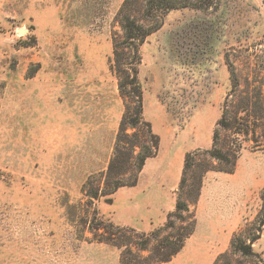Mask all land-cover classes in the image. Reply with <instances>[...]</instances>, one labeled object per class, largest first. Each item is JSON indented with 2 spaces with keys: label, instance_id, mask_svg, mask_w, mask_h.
Segmentation results:
<instances>
[{
  "label": "rangeland",
  "instance_id": "1",
  "mask_svg": "<svg viewBox=\"0 0 264 264\" xmlns=\"http://www.w3.org/2000/svg\"><path fill=\"white\" fill-rule=\"evenodd\" d=\"M169 1L153 11L160 26L140 45L138 66L143 117L160 139L142 181L174 186L159 221L125 190L97 199L84 191L87 181L102 188L124 111L110 69L119 15L146 24L144 0H0V264H121L127 248L147 258L175 231L163 226L185 155L210 149L215 129L223 150L241 145L233 170L198 156L211 169L188 204L193 232L152 264H264V0ZM223 112L230 129L217 128ZM77 135L82 172L70 167ZM112 135L109 155L98 150ZM129 228L146 249L122 245L135 240ZM234 235H258L251 255L232 251Z\"/></svg>",
  "mask_w": 264,
  "mask_h": 264
},
{
  "label": "trees",
  "instance_id": "2",
  "mask_svg": "<svg viewBox=\"0 0 264 264\" xmlns=\"http://www.w3.org/2000/svg\"><path fill=\"white\" fill-rule=\"evenodd\" d=\"M169 0H144L143 17L146 24L139 23L135 18L127 13L119 15V24L122 29V37L119 40L113 39L112 58L110 69L117 80V88L121 98L125 100L124 111L119 122L115 144L104 173L103 186H85V194L89 198L97 199L99 196L110 195L119 187L133 186L137 182L145 160L157 154L159 148V136L153 132L150 122L143 117V90L138 77V66L141 63L139 47L154 30L158 29L159 14L153 13L156 6L168 5ZM167 4V5H165ZM230 129L231 123L222 113L217 122V128ZM128 129L132 132H128ZM218 129H215L212 137L210 149L195 150L185 155L182 176L178 186V193L175 209L167 216L163 229H171L161 241H159L151 254L144 259L131 258V250L127 248L121 252V264H152L156 262H166L176 254L183 246L185 239L193 232L194 214L189 212V203L198 199L202 179L204 174L211 167L198 158L203 155L214 159L218 164V169L231 172L235 165L241 145L232 143L229 148L223 150L219 143ZM262 205L258 213L259 225L264 223V191L261 195ZM186 225H176V221ZM134 232L135 240H130L122 245H135L139 250L146 249L148 239L143 235H137L133 228L127 229ZM174 238V239H173ZM258 238V235L248 238L246 243L244 238L234 235L231 240V249L235 253L243 256L252 254L251 243ZM114 244V243H113Z\"/></svg>",
  "mask_w": 264,
  "mask_h": 264
},
{
  "label": "crops",
  "instance_id": "3",
  "mask_svg": "<svg viewBox=\"0 0 264 264\" xmlns=\"http://www.w3.org/2000/svg\"><path fill=\"white\" fill-rule=\"evenodd\" d=\"M102 131H100L101 134H103ZM92 134L94 135V133ZM113 140H114L113 135L111 137L110 136L107 137L106 139L102 137L100 141L97 140V143L99 144L98 150L102 149L104 150L105 153L107 151L109 155L110 153L109 150H111V147L113 145ZM77 141L79 142L80 146L71 156V166L70 167H75V169L72 171H76V169L78 168L79 171L77 170V172H82L83 171L82 165H79V164H81L84 159V155H83L84 140L82 139L81 136L77 135ZM93 145H94V139H91L92 147H88V148L94 149ZM159 145H160V142H159ZM107 158L108 156L106 157V159ZM148 160L149 159H147L146 161L147 163H148ZM147 163H145V165L141 169L138 182L135 186L119 187L114 192V194H117L118 192H120V190H125L129 198L132 197L131 199L134 198V200L138 199L143 202L144 210H146L147 213L149 212V210L152 211L153 209L158 211L159 212L158 219L159 221H162L165 217V214L173 208L172 199H173V194H174V186H172L170 183L166 182L165 180L163 181L159 180V181H154V182L142 181V178L146 172ZM151 196H154L155 199L151 200Z\"/></svg>",
  "mask_w": 264,
  "mask_h": 264
}]
</instances>
